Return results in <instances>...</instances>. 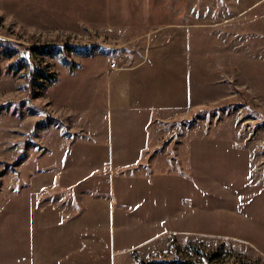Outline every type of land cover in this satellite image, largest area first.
I'll use <instances>...</instances> for the list:
<instances>
[{
  "label": "rangeland",
  "instance_id": "374dc122",
  "mask_svg": "<svg viewBox=\"0 0 264 264\" xmlns=\"http://www.w3.org/2000/svg\"><path fill=\"white\" fill-rule=\"evenodd\" d=\"M133 52L164 112L104 108ZM36 210L35 264H264V0H0V264Z\"/></svg>",
  "mask_w": 264,
  "mask_h": 264
},
{
  "label": "crops",
  "instance_id": "0c3cea01",
  "mask_svg": "<svg viewBox=\"0 0 264 264\" xmlns=\"http://www.w3.org/2000/svg\"><path fill=\"white\" fill-rule=\"evenodd\" d=\"M129 46L132 47L131 45ZM140 56H135L133 52V54L128 57L130 65L126 64L128 59L124 57V62L116 69H110L108 62L105 61V68L101 71H103L106 85H101L105 88L104 108L108 113H118L144 108L149 109V107L155 109V112L160 113L165 110V105L163 104L166 101H172L171 96L168 95L169 91H165L163 85L160 87V78L158 79L157 77V69L155 67L151 68L153 65H151L152 60L150 57L147 54ZM166 94L168 96H166ZM160 116L162 115L160 114ZM100 150L103 149L100 148ZM109 150L111 149H109L108 146L106 154ZM106 160H101V163H104L103 166L105 165ZM20 202L25 206L24 201L20 200ZM30 205L36 207L34 204L30 203ZM36 211V218L28 216L27 218L25 217L21 219V222L16 223L17 228L15 234H13V245L15 246L17 253H14L12 258H9L10 263L35 264L38 260L36 255L37 249H35L37 239L36 229L38 219L40 220V217H43L44 213L42 214L38 210ZM44 219L51 220L46 216ZM49 221H45V226ZM48 230H50L49 227L44 229V232L42 233L45 238V244V233ZM41 258V261L51 262L53 260V255H41Z\"/></svg>",
  "mask_w": 264,
  "mask_h": 264
},
{
  "label": "built area",
  "instance_id": "2783aa9c",
  "mask_svg": "<svg viewBox=\"0 0 264 264\" xmlns=\"http://www.w3.org/2000/svg\"><path fill=\"white\" fill-rule=\"evenodd\" d=\"M123 62H124V57L121 55H116L109 59L108 66L110 69H116Z\"/></svg>",
  "mask_w": 264,
  "mask_h": 264
},
{
  "label": "trees",
  "instance_id": "16d2710c",
  "mask_svg": "<svg viewBox=\"0 0 264 264\" xmlns=\"http://www.w3.org/2000/svg\"><path fill=\"white\" fill-rule=\"evenodd\" d=\"M41 53L40 54H45L47 51H40ZM44 76V75H43ZM49 76V77H48ZM44 77L46 78H50L52 77V75H45ZM157 264H162V263H157ZM170 264H192L191 262H182V261H179L178 263H170Z\"/></svg>",
  "mask_w": 264,
  "mask_h": 264
}]
</instances>
